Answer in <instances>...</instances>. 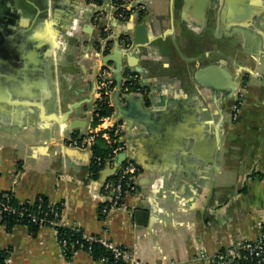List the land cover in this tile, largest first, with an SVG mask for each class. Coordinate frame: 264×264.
<instances>
[{
    "label": "crops",
    "instance_id": "obj_1",
    "mask_svg": "<svg viewBox=\"0 0 264 264\" xmlns=\"http://www.w3.org/2000/svg\"><path fill=\"white\" fill-rule=\"evenodd\" d=\"M136 1L149 5L148 12L122 20L111 0H96L97 6L89 0H0L2 41L35 32L43 22L38 39L56 44L46 65L48 85L38 97L28 91L14 94L15 66H0V190H11L20 201L44 196L62 203L66 224L87 234L106 235L129 249L132 256L126 264H207L202 254L212 256L256 240L261 232L262 39L252 29L224 31L220 3L211 2L202 26L197 6L194 13L184 12L185 0ZM96 7L104 11L99 23L93 20ZM68 15L76 16L75 23L67 35H58L60 27L69 26L62 24ZM104 24L111 26L114 39L119 33L131 39L124 54L123 81L137 73L142 89L122 96L141 95L149 109L148 119L129 129L117 118L114 90L111 94L113 119L121 123L126 152L140 170L132 179L134 189L126 192L122 207L107 220L100 215L108 199L101 177L109 162L94 177L92 154L65 143L102 126L101 121L94 125L93 118L100 97L96 43ZM245 33L251 36L250 44L244 42ZM115 47L114 42L107 55ZM6 50L2 47L0 53ZM114 65L106 64L115 81ZM208 66L212 68L205 71ZM222 69L230 74L229 79L225 75L226 86L240 84L244 93L237 121L231 118L232 97L206 85L210 81L220 87ZM73 104L77 106L68 121L85 120L84 129L71 131L58 120ZM138 210L149 212L146 224L137 222ZM0 248L9 250L7 264L64 262L57 232L50 226L33 233L29 226L9 228L0 221ZM73 263L104 264L84 250L75 252Z\"/></svg>",
    "mask_w": 264,
    "mask_h": 264
},
{
    "label": "built area",
    "instance_id": "obj_2",
    "mask_svg": "<svg viewBox=\"0 0 264 264\" xmlns=\"http://www.w3.org/2000/svg\"><path fill=\"white\" fill-rule=\"evenodd\" d=\"M97 6L96 0H89ZM111 4L115 9L116 15L122 20H127L131 16L139 12H147L148 6L144 2H137L136 0H111ZM104 16V11L96 7L93 13V20L99 23ZM112 29L109 24H104L101 29L100 40L96 43V49L101 56H105L106 43L112 37ZM126 48L130 44L121 43ZM135 78L138 74L134 75ZM114 80L110 76L107 66L99 67L98 85L99 96L107 95L111 97L114 89L111 85ZM99 97V98H100ZM244 93L240 88L233 96L231 118L237 121L240 116V109L243 104ZM102 126L97 130L90 133L78 134L65 140L68 146L88 150L92 154V160L98 166L104 168L106 162H113L117 155L126 151V141L123 134V128L120 122L113 119V115L105 116L100 119ZM98 139L105 140L111 147V152L106 161L101 157L94 154V145ZM140 170L138 163L131 157H127L118 170L110 176L103 185L104 192L107 196V201L100 208V215L103 220H107L112 211L121 208L126 192L134 189L132 179L136 177ZM2 196L0 197V221L4 219L5 213L13 212L29 223L38 224L42 226L53 227L58 235L59 244L64 258L63 264H74L73 256L76 251L84 250L92 254V245H86L90 242H99L113 253V258L117 264H126V261L131 258L132 254L129 249L119 244L114 243L106 235H95L85 233L77 225H68L63 220V204L54 203L46 200L44 196H38L32 201H20V205L26 203L35 204V208H22L16 209L11 200L14 194L11 190H0ZM26 223V226H28ZM25 225V224H24ZM67 228L77 233H82L84 241L77 240L69 247V241L64 237H59V229ZM260 236L253 241H242L217 252L215 255L202 254L201 257L207 259V264H264V217L260 224ZM108 231V226L105 227V232ZM71 250L69 252L68 250ZM104 264L107 263L106 259H102Z\"/></svg>",
    "mask_w": 264,
    "mask_h": 264
},
{
    "label": "water",
    "instance_id": "obj_3",
    "mask_svg": "<svg viewBox=\"0 0 264 264\" xmlns=\"http://www.w3.org/2000/svg\"><path fill=\"white\" fill-rule=\"evenodd\" d=\"M211 1L212 0H197L195 4V0H185L186 6L184 12H186V15H188V13H194L192 9L197 6L199 22L204 26L207 23V15L211 6ZM41 13H43V11L39 10V14ZM68 16L69 18L62 24L65 23L69 26L60 27L58 35H67L68 30L74 25L76 16ZM219 16L224 31H229L233 27H240L246 30L252 29L253 32L262 39V48L264 49V0H222ZM185 20L186 22H190V18L188 17H186ZM43 26V22L37 24L34 28L36 29L35 32L34 30L32 32L30 31L17 40L9 39V37H6L5 33L3 35L6 37V40L2 41V39H0V49L2 47L7 49L5 53H0V66L4 68H7L6 65L15 66V87H13L11 91L16 95L22 96V94L28 91L29 96L38 97L42 90L45 89L46 84L48 85L46 65L49 57L53 54L56 44L48 39H38L37 30H41ZM11 29L13 28L11 27ZM99 30H101V26H99ZM120 35V33L117 34L114 39L116 44L114 53L107 56H101L100 53H98V55H100V59L102 60V66H106L110 61L115 62L113 77L116 81V86L113 92V104L116 107L117 118L124 119L128 128L133 129L136 123H141L148 119L149 109L145 108L144 99L141 95L127 94L122 96L124 54L126 55V49L121 48L119 42ZM137 44L138 41L135 40L134 45ZM138 48L140 49V45L137 46V49ZM211 68L212 66H208L205 71H209ZM216 69L218 70V66ZM222 70L223 73L220 72V82L223 83L220 87L215 86V84L210 81L207 82L206 85L209 88L221 89L227 99L232 97L233 100L234 94L241 88V85L239 84L238 87L232 85L226 86L225 82L227 78L225 75L227 74L229 79L230 74L225 69ZM124 101L127 103L125 104ZM76 106L77 104L71 105L63 116L58 117V120L66 124V128L71 131L84 129L86 127V124L84 125L85 120L77 118L68 121V117L74 112ZM179 119H181V116L178 117V120ZM155 155H157V152ZM128 156V153L124 151L118 154L113 162L107 164L102 172L101 182L103 184L118 170L120 164H122ZM136 219L139 224H146L149 220V212L138 210L136 212Z\"/></svg>",
    "mask_w": 264,
    "mask_h": 264
},
{
    "label": "trees",
    "instance_id": "obj_4",
    "mask_svg": "<svg viewBox=\"0 0 264 264\" xmlns=\"http://www.w3.org/2000/svg\"><path fill=\"white\" fill-rule=\"evenodd\" d=\"M109 42H112V40H110ZM140 88H141L140 84L137 83L136 80L132 78L128 80L126 79L125 81H123L122 93H130L133 91H137ZM114 110L115 108L112 104L110 97H108L107 95L101 96L96 101V110L94 112L93 124L97 125L100 122V119L102 117L112 115L114 113ZM93 149H94V154L97 156H101L105 161L106 159H108L109 154L111 152V147L103 139H100V141H97ZM91 170L93 172V176L98 177L101 167L98 166L95 162H92ZM1 196H2V192H0V197ZM44 198L47 200L46 197ZM11 203L16 209H22V208L32 209V208H35L38 204L37 202L35 204L26 203L24 205H20L19 200L16 197L12 198ZM2 222H6L9 228H12L16 224L26 225L27 223L26 221L22 220L18 216V214L13 213V212L5 213V216ZM27 225L30 227L33 233H35L40 228V226L35 223H29V224L27 223ZM59 230H60L59 237L66 238L69 241V244H70L69 247H71L73 243H76L77 240L84 241L82 237L83 236L82 233H77L67 228H60ZM86 245H92V248H93L92 255L94 256V258L99 259V260L106 259L107 260L106 264H117L113 258V253L111 252V250H108L101 243L90 242V243H86ZM68 251L71 252L70 249ZM8 256H9V250L0 248V264H7ZM118 263L121 264V262H118Z\"/></svg>",
    "mask_w": 264,
    "mask_h": 264
},
{
    "label": "flooded vegetation",
    "instance_id": "obj_5",
    "mask_svg": "<svg viewBox=\"0 0 264 264\" xmlns=\"http://www.w3.org/2000/svg\"><path fill=\"white\" fill-rule=\"evenodd\" d=\"M212 2V5H217L218 3H220V5L219 6H221L222 5V0H212L211 1ZM145 3V2H144ZM146 4V3H145ZM147 5V4H146ZM148 6V8H147V12H148V10H149V5H147ZM115 13V15H116V12H114ZM143 13H146V12H139L138 14H136V15H141V14H143ZM117 16V15H116ZM120 19V18H119ZM130 19V18H129ZM129 19H127V20H129ZM114 36L112 35V37L107 41V43H106V52H105V54L107 55L109 52H110V50L112 49V47L114 46V38H113ZM110 40H112V42H109ZM119 42H120V44L121 43H124L125 42V44H130V46H131V39L129 38V36L127 35V34H121L120 35V37H119ZM137 73H132L131 75H129L128 77H127V80L128 79H134V80H136L137 81V83H139V75H138V77L137 78H135L134 77V75H136ZM115 86H116V82L114 81L113 82V84L111 85V87H112V89H114L115 88ZM139 90V89H138ZM137 90V91H138ZM112 101V100H111Z\"/></svg>",
    "mask_w": 264,
    "mask_h": 264
},
{
    "label": "rangeland",
    "instance_id": "obj_6",
    "mask_svg": "<svg viewBox=\"0 0 264 264\" xmlns=\"http://www.w3.org/2000/svg\"><path fill=\"white\" fill-rule=\"evenodd\" d=\"M248 34H249V33H245V38H244V39H245L246 41H244V40H243V41H244L245 43L250 44L251 36L248 35ZM248 44H247V45H248ZM247 45H243V46L246 48ZM245 48H244V52L248 53V51H249L248 48H246V49H245ZM244 57H245V56H244ZM97 125H99V123H98ZM98 141H100V139H98Z\"/></svg>",
    "mask_w": 264,
    "mask_h": 264
}]
</instances>
